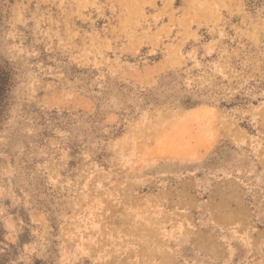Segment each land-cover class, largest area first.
Here are the masks:
<instances>
[{"label": "rangeland", "instance_id": "374dc122", "mask_svg": "<svg viewBox=\"0 0 264 264\" xmlns=\"http://www.w3.org/2000/svg\"><path fill=\"white\" fill-rule=\"evenodd\" d=\"M0 264H264V0H0Z\"/></svg>", "mask_w": 264, "mask_h": 264}]
</instances>
